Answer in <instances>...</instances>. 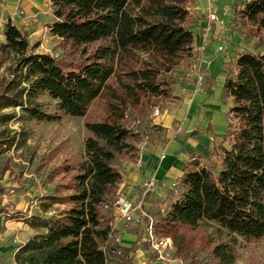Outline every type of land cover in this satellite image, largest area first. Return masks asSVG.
Returning a JSON list of instances; mask_svg holds the SVG:
<instances>
[{
  "label": "trees",
  "instance_id": "trees-1",
  "mask_svg": "<svg viewBox=\"0 0 264 264\" xmlns=\"http://www.w3.org/2000/svg\"><path fill=\"white\" fill-rule=\"evenodd\" d=\"M48 1V34L57 38L59 49L55 56L26 54V37L9 21L0 29V53L10 60L6 78L0 79V124L11 119L4 111L16 108L29 120L58 121L60 116L42 110L41 96L54 101L64 117L85 118L97 100L105 115L83 122L87 135L77 160L51 168L60 183L45 199L66 207L25 220L39 233L14 259L109 264L115 258L135 264L133 245L112 240L111 209L120 182L112 162L135 150L129 139L148 129L161 132L152 124L151 110L173 99L177 80L171 73L191 57L190 0ZM231 23L237 42L220 51V91L230 104L221 133L213 136L211 148L187 162L167 212H157L153 220L154 235L169 238L174 256L189 263L203 253L208 264H232L237 239L264 244V0L235 3ZM3 133L0 147L7 150L22 140ZM205 223L215 224L227 240L212 242L199 231Z\"/></svg>",
  "mask_w": 264,
  "mask_h": 264
},
{
  "label": "crops",
  "instance_id": "crops-1",
  "mask_svg": "<svg viewBox=\"0 0 264 264\" xmlns=\"http://www.w3.org/2000/svg\"><path fill=\"white\" fill-rule=\"evenodd\" d=\"M43 1L47 6L38 0H0V29L9 21L22 34V26L42 25L48 31L52 19L51 9L49 1ZM239 1H189L188 26L193 42L188 61H195L193 72L187 73L183 79L184 71L181 68L176 71L181 78L172 86L173 99L166 100L159 108V115L152 118V124L160 127L161 132L157 134L148 129L138 143L133 145L135 150L118 158L113 164L120 175L118 196L130 203L131 214L140 213V207H137L140 199L143 211L156 207L162 199L170 202L177 194L184 166L195 155L203 154L211 148V139L221 133L226 109L230 104L228 100L224 104L220 91L222 75L219 72L223 65L222 53L217 51V46L220 45L223 50L227 43L236 44L232 42L231 31L235 26L231 18L232 7ZM207 11L216 17L210 24L205 20ZM201 78L204 81L202 84L198 81ZM149 182L153 186L144 188ZM5 209L0 213V264H20L15 261L14 254L28 238L39 231L30 229L25 222L33 214L19 209L14 212ZM116 214L114 211V226L120 221ZM139 231L138 227L125 230L117 240L123 246L133 245L135 264H177L173 251L168 260L160 261L147 244H134L133 240Z\"/></svg>",
  "mask_w": 264,
  "mask_h": 264
},
{
  "label": "rangeland",
  "instance_id": "rangeland-1",
  "mask_svg": "<svg viewBox=\"0 0 264 264\" xmlns=\"http://www.w3.org/2000/svg\"><path fill=\"white\" fill-rule=\"evenodd\" d=\"M38 2L47 6V3L43 0H38ZM22 27L23 34L27 35L28 46L26 54H49L55 56L59 53L56 45L57 39L49 36L48 31L43 29L42 25ZM31 32L34 34H29ZM231 34H234V30L231 31ZM232 42L236 43L237 39L232 37ZM1 43L2 39L0 37ZM141 57L144 58L143 55ZM188 60L185 59L179 66L184 71L183 79L185 75L193 72L194 63ZM9 64L8 56L0 53V79L6 78V69ZM171 74L177 81L181 78L176 72ZM198 81H201V84L204 82L202 78ZM38 101L43 111L60 116L59 120L55 122H36L27 119L17 108L4 111V113L11 116V119L6 123L0 124V130L4 129L3 136L14 133L19 135L18 137L22 138V140L8 150L0 147V187L3 190L0 195V208L1 210H6L5 208H7L10 212L19 209L21 212L28 211V214H35L45 218L47 213L58 214L66 207L64 204L45 199L49 194L53 193L55 186L60 183V176H53L50 172L51 168L59 166L64 159L77 160L82 155V142L87 135L83 128V122L85 120H102L105 112L102 101L97 100L90 105L85 118H68L62 116L56 110L55 102L46 96H41ZM154 108L157 107L152 108L151 114ZM139 140L140 137L133 140L129 139L128 142L134 145ZM117 159L112 162V165ZM213 172H215L214 169ZM141 208L142 206H140L139 211H143ZM114 211L116 209L112 207L111 212L113 213ZM143 212L153 221L158 212L157 206H153ZM137 227L120 219V221L116 222V226H112V240L114 242L117 241L121 232L133 230ZM199 231L210 236L212 242L227 240L225 232H217V226L213 223L203 224ZM142 236L143 234L140 230L138 239ZM234 252L235 259L232 264H264V244L261 242L245 244L240 239H237ZM194 260V263L179 261L181 264H208L207 262L210 261L209 259H204L203 253H200ZM109 264H120V262L115 258H110Z\"/></svg>",
  "mask_w": 264,
  "mask_h": 264
},
{
  "label": "built area",
  "instance_id": "built-area-1",
  "mask_svg": "<svg viewBox=\"0 0 264 264\" xmlns=\"http://www.w3.org/2000/svg\"><path fill=\"white\" fill-rule=\"evenodd\" d=\"M205 20L207 21L208 24H210L216 20V17L212 12L207 11L205 14ZM221 50H222V47L220 45L217 46V51H221ZM159 112L160 111L158 108H154L152 111L151 117L152 118L157 117L159 115ZM139 166H140V163L138 162L137 167ZM152 186H153L152 183L149 182L145 185V188L148 189L149 187H152ZM173 199L170 201H173ZM140 202H141V199L137 207H140ZM112 206L117 211V214H116L117 218L123 219L126 223H131L135 226H138V228H140V230L142 231L143 236L140 239H138L136 245L147 244L149 250L155 253L156 258L160 261H166L169 259V256L171 255V252L173 251L171 241L169 238H166V237L160 238L154 235L153 221L147 214H145L143 211H140L138 215L131 214L130 203L125 202L120 196H117L113 200ZM168 207H169V202H166L165 199H162L157 205V211L160 214H165L168 210ZM51 215H52L51 213H47V216H51ZM142 217L146 219H143ZM175 261L177 262V264H181V262L176 257H175Z\"/></svg>",
  "mask_w": 264,
  "mask_h": 264
}]
</instances>
